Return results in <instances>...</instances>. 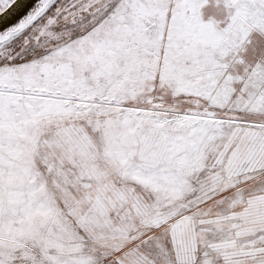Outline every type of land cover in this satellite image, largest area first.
Segmentation results:
<instances>
[{
  "label": "snow or ice",
  "instance_id": "6c2138e0",
  "mask_svg": "<svg viewBox=\"0 0 264 264\" xmlns=\"http://www.w3.org/2000/svg\"><path fill=\"white\" fill-rule=\"evenodd\" d=\"M0 264H264V0H0Z\"/></svg>",
  "mask_w": 264,
  "mask_h": 264
}]
</instances>
